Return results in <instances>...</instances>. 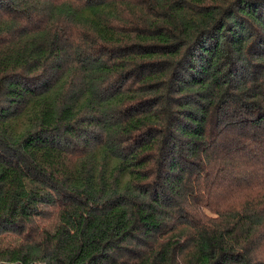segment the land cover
<instances>
[{
  "label": "trees",
  "instance_id": "obj_1",
  "mask_svg": "<svg viewBox=\"0 0 264 264\" xmlns=\"http://www.w3.org/2000/svg\"><path fill=\"white\" fill-rule=\"evenodd\" d=\"M0 264H264V0H0Z\"/></svg>",
  "mask_w": 264,
  "mask_h": 264
},
{
  "label": "rangeland",
  "instance_id": "obj_2",
  "mask_svg": "<svg viewBox=\"0 0 264 264\" xmlns=\"http://www.w3.org/2000/svg\"><path fill=\"white\" fill-rule=\"evenodd\" d=\"M17 238L16 237H12V236H9V235H2L0 236V245L1 246H5V245H8L9 242H17Z\"/></svg>",
  "mask_w": 264,
  "mask_h": 264
}]
</instances>
